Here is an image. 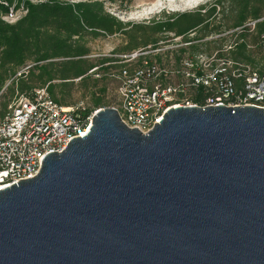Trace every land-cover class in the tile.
I'll return each mask as SVG.
<instances>
[{
  "label": "water",
  "instance_id": "obj_1",
  "mask_svg": "<svg viewBox=\"0 0 264 264\" xmlns=\"http://www.w3.org/2000/svg\"><path fill=\"white\" fill-rule=\"evenodd\" d=\"M0 264H264V109L113 108L0 189Z\"/></svg>",
  "mask_w": 264,
  "mask_h": 264
},
{
  "label": "built area",
  "instance_id": "obj_2",
  "mask_svg": "<svg viewBox=\"0 0 264 264\" xmlns=\"http://www.w3.org/2000/svg\"><path fill=\"white\" fill-rule=\"evenodd\" d=\"M35 1L38 0L32 2L37 4L45 0ZM25 11L27 13V9ZM263 22L264 17L249 20L234 32L239 34L244 29L254 32ZM259 44L264 46V32L259 35ZM191 45V42L184 43L185 47ZM235 46H224L207 60H203L202 55L196 57L197 60L186 55L170 70L146 61L132 76L123 69L120 74L127 80L119 88L121 106L115 109L121 122L147 135L170 108L251 106L264 109V72L221 55L234 51ZM138 55L142 54L135 52L125 55L124 59ZM151 82L155 84L150 86ZM197 92H201V105L194 101L191 104L187 99L177 101L187 93L197 96ZM97 111L81 105L57 104L49 96L47 87L19 96L9 111L0 116V189L37 176L47 154H60L72 139L86 136Z\"/></svg>",
  "mask_w": 264,
  "mask_h": 264
},
{
  "label": "trees",
  "instance_id": "obj_3",
  "mask_svg": "<svg viewBox=\"0 0 264 264\" xmlns=\"http://www.w3.org/2000/svg\"><path fill=\"white\" fill-rule=\"evenodd\" d=\"M215 14L222 16L223 25L211 23ZM262 17H264V0H213L210 4L194 11L182 14L172 13L157 22H148L121 34L128 41L124 50L135 53L139 48L156 47L162 41L160 36L164 34L182 37L184 43H189L198 39L186 40L185 37L196 31L201 40L212 34L234 31L242 27L246 21ZM113 21L111 17L103 13L100 4L74 5L61 3L58 0L30 4L27 6L26 15L15 24L9 26L0 21V68L29 67L30 65L26 64L31 63L27 69L28 83L19 78L13 82L12 87H16L20 92H26L35 86H47L51 99L57 104L66 105L65 98L70 97L72 93L73 81L79 79L81 85L87 87L89 72L92 70H100L106 74L110 68L115 67L112 64L119 63L116 65L117 68L128 71L123 68L121 63L123 60L114 58L103 57L97 62L98 66L91 64L87 58L88 50L72 40L83 37L86 31H93V37L101 35L97 32L112 35L115 33L112 30ZM118 27L122 29L120 23ZM256 32L244 29L241 33H236V52H229L234 55L233 60L252 64L251 55L255 51L264 53V46L259 44V35L264 32V22L257 25ZM250 33L252 35H249ZM246 37L251 38L252 49L247 48ZM190 49L194 52L197 48L193 44ZM179 52L180 55L176 59L177 66L181 58L189 54L187 48ZM137 62L142 66V57H139ZM2 80L0 76V86ZM202 101L201 92H197L195 104L201 105ZM101 106V99L94 98L92 109ZM5 109L4 107V111Z\"/></svg>",
  "mask_w": 264,
  "mask_h": 264
},
{
  "label": "rangeland",
  "instance_id": "obj_4",
  "mask_svg": "<svg viewBox=\"0 0 264 264\" xmlns=\"http://www.w3.org/2000/svg\"><path fill=\"white\" fill-rule=\"evenodd\" d=\"M33 0H1L0 1V21L6 25H13L26 14L27 6L34 4ZM40 1V0H38ZM35 1V2H38ZM61 3L67 4H79L85 3L100 4L102 11L105 15L111 17L114 21L112 24V30L115 32L112 35H105L103 32H97L100 36L93 37V31H86L81 38H73L74 42H78L80 46H83L88 50L89 55L87 56L91 64L97 65V62L103 57L114 58L116 60H123L121 63L123 68L128 69L130 76L133 71L140 69L141 64H138L139 55L130 60L124 59L125 55L133 54L134 51L127 52L124 49L127 47L128 41L121 34L122 32H129L134 30L140 25H145L148 22H157L172 13H188L198 9L201 6L210 4L213 0H58ZM157 1L160 3L157 4ZM3 2V3H2ZM40 4V3H37ZM160 4V5H159ZM10 15V16H9ZM247 22V21H246ZM122 25L120 30L118 25ZM212 24L223 25L222 16L215 14L211 20ZM224 30V29H223ZM255 33L256 30L254 31ZM222 34H229L225 38L217 37L212 34L204 39L199 40L198 31L189 34L185 37L186 40H194L191 43L197 48L196 51L191 52L190 46H184V38L174 37L170 34L161 35L162 41L156 46H148L146 48H139L140 57L143 62L146 61L151 64H157L170 70L171 67L176 66V59L179 57V50L187 48L189 54L187 57H196L202 55L203 60L209 59V56L218 50H222L224 46L233 45L237 42V35L234 31H224ZM249 35H252L250 33ZM251 38L246 37L247 46L251 45ZM249 49V48H248ZM236 49H234V52ZM1 51V50H0ZM135 51V52H136ZM193 53V54H191ZM227 59H234L232 53L221 54ZM253 63L250 64L254 69L260 72H264V53L257 52L251 55ZM59 61V60H57ZM142 62V63H143ZM119 64V63H117ZM117 64H112L115 67L109 69L104 74L102 71L92 70L89 72V80L87 81V87L81 85L80 80H74V87L70 97L66 99V105L63 106H76L81 105L89 110H100L103 108L118 109L121 106V94L119 88L124 85L127 79L121 76L123 69L117 68ZM27 66H31V63H27ZM139 65V66H138ZM29 66V67H30ZM26 66L13 69L9 66L0 68V76L2 77V84L0 89V116L5 115L14 101L23 95H30V92L37 90L40 86H35L30 91L20 92L16 87L13 86V82L17 79L22 78L24 82L28 83V68ZM95 71V72H94ZM56 83V82H54ZM155 82H151L149 85L153 86ZM104 90V92H102ZM94 98H100L102 106L100 108H93ZM178 102H182V99H187L191 104L194 101L195 96L192 93H187L186 97L177 98ZM4 107L6 108L4 111ZM2 114V115H1Z\"/></svg>",
  "mask_w": 264,
  "mask_h": 264
},
{
  "label": "bare ground",
  "instance_id": "obj_5",
  "mask_svg": "<svg viewBox=\"0 0 264 264\" xmlns=\"http://www.w3.org/2000/svg\"><path fill=\"white\" fill-rule=\"evenodd\" d=\"M160 3L159 1H157V4ZM160 5V4H159Z\"/></svg>",
  "mask_w": 264,
  "mask_h": 264
}]
</instances>
